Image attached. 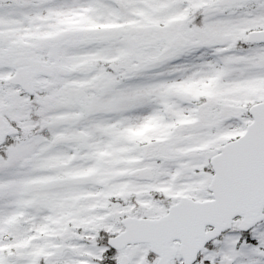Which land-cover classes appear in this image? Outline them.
<instances>
[{"label": "snow or ice", "instance_id": "6c2138e0", "mask_svg": "<svg viewBox=\"0 0 264 264\" xmlns=\"http://www.w3.org/2000/svg\"><path fill=\"white\" fill-rule=\"evenodd\" d=\"M0 264H264V0H0Z\"/></svg>", "mask_w": 264, "mask_h": 264}]
</instances>
